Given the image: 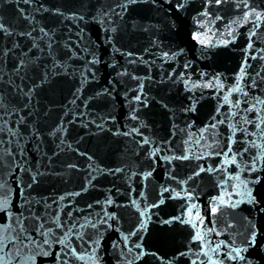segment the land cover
<instances>
[{"label":"water","instance_id":"obj_1","mask_svg":"<svg viewBox=\"0 0 264 264\" xmlns=\"http://www.w3.org/2000/svg\"><path fill=\"white\" fill-rule=\"evenodd\" d=\"M0 264H264V0H0Z\"/></svg>","mask_w":264,"mask_h":264}]
</instances>
